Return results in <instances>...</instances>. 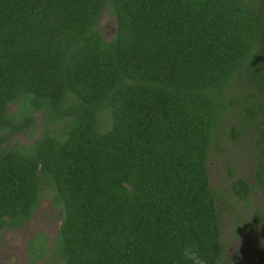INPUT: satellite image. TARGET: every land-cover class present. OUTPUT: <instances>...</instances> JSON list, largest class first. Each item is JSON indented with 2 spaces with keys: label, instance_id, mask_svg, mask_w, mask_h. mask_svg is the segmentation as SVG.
I'll return each instance as SVG.
<instances>
[{
  "label": "trees",
  "instance_id": "1",
  "mask_svg": "<svg viewBox=\"0 0 264 264\" xmlns=\"http://www.w3.org/2000/svg\"><path fill=\"white\" fill-rule=\"evenodd\" d=\"M263 15L256 0H0V232L46 191L55 264H229L207 161L225 136L248 143L252 174L228 190L264 195ZM36 114L41 135L16 141Z\"/></svg>",
  "mask_w": 264,
  "mask_h": 264
},
{
  "label": "rangeland",
  "instance_id": "2",
  "mask_svg": "<svg viewBox=\"0 0 264 264\" xmlns=\"http://www.w3.org/2000/svg\"><path fill=\"white\" fill-rule=\"evenodd\" d=\"M99 28L104 38L110 37L115 29L114 18L104 13L99 21ZM16 108L17 103H12L8 111ZM234 112L232 110L225 115V125L232 126L235 123ZM39 116L35 115V124L29 135L19 133L14 139L28 143L30 139L40 136L44 124ZM109 122L108 113L100 112V129H106ZM217 143V146H212L210 150L207 172L219 212L224 261L229 264H264V195L254 190L246 203L228 190L229 184L235 178L251 176L255 150L248 143L233 140L228 136ZM44 193L28 223L19 230L0 232V264H28L27 243L39 234L45 238V254L34 264H55L61 261L57 247L52 246L58 227L59 211L52 206L49 193Z\"/></svg>",
  "mask_w": 264,
  "mask_h": 264
},
{
  "label": "flooded vegetation",
  "instance_id": "3",
  "mask_svg": "<svg viewBox=\"0 0 264 264\" xmlns=\"http://www.w3.org/2000/svg\"><path fill=\"white\" fill-rule=\"evenodd\" d=\"M256 1H258V4L260 5L261 8H263V11H264V0H256ZM261 18H263V21H264V15Z\"/></svg>",
  "mask_w": 264,
  "mask_h": 264
},
{
  "label": "clouds",
  "instance_id": "4",
  "mask_svg": "<svg viewBox=\"0 0 264 264\" xmlns=\"http://www.w3.org/2000/svg\"><path fill=\"white\" fill-rule=\"evenodd\" d=\"M185 255H186V256H188V255H189V253H188L187 251H185ZM189 258L191 259L192 257H191V256H189ZM197 264H205V262H204V261H202V260H200V261H198V262H197Z\"/></svg>",
  "mask_w": 264,
  "mask_h": 264
}]
</instances>
